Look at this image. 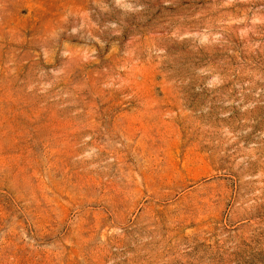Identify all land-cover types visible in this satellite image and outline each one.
<instances>
[{"label":"rangeland","instance_id":"rangeland-1","mask_svg":"<svg viewBox=\"0 0 264 264\" xmlns=\"http://www.w3.org/2000/svg\"><path fill=\"white\" fill-rule=\"evenodd\" d=\"M0 264H264V0H0Z\"/></svg>","mask_w":264,"mask_h":264}]
</instances>
